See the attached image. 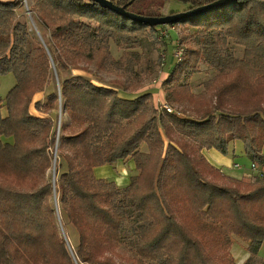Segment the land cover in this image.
I'll return each mask as SVG.
<instances>
[{"label": "trees", "instance_id": "1", "mask_svg": "<svg viewBox=\"0 0 264 264\" xmlns=\"http://www.w3.org/2000/svg\"><path fill=\"white\" fill-rule=\"evenodd\" d=\"M106 1L137 17L161 18L219 0ZM29 2L35 25L49 33L41 32L43 43L17 20L14 0H0V78L15 81L0 101V264H235L233 237L247 245L244 264H258L264 179L226 177L202 151L227 155L240 142L251 164L264 169V0H238L168 25L182 28L180 37H164L167 26L148 27L92 0ZM172 2L183 8L169 11ZM149 38L165 53L176 45L184 53L162 84L164 104L175 113L159 109L138 81L155 67L140 51ZM229 40L244 49L242 58L225 52ZM111 42L123 51L118 59ZM201 64L217 75L196 96L188 81ZM52 66L58 91L45 94ZM70 70L102 84L58 77ZM40 93L45 102L33 103ZM61 103L66 121L57 156L65 170L56 168L54 191L45 176L56 136L51 114ZM126 161L136 171L126 187L95 178V168ZM53 195L61 222L77 236L70 252Z\"/></svg>", "mask_w": 264, "mask_h": 264}, {"label": "rangeland", "instance_id": "2", "mask_svg": "<svg viewBox=\"0 0 264 264\" xmlns=\"http://www.w3.org/2000/svg\"><path fill=\"white\" fill-rule=\"evenodd\" d=\"M14 2L17 5V8L15 10V14L17 16V20L20 21L21 23H26L27 28H28V32L31 36V38H35V40L41 42L40 40L41 38V32L44 33L46 35V37L48 38L49 33L48 32H43L40 31L42 30L41 28H37V26L35 25L31 13H29V15L27 14V10L29 9L30 6V2L29 0H14ZM183 8L182 5L177 4V3H169L167 6V9L169 11H174V10H181ZM177 29V27H176ZM176 31V36L180 37L181 33H182V28L175 30ZM174 31V33H175ZM42 43H43V39H42ZM158 43H155L153 41L152 38L149 39H145L143 42V48L140 51H143L145 53V55H147V57L149 59H151V61H153L155 63V67L153 70V74H151L150 77H142L139 78V82L142 85V90L145 91L147 90L150 86L154 85V83L156 84H160L161 80L164 78V75L168 74V76L166 77V79L163 81V83L169 78V73L172 70H168L166 68V65L168 63L172 64V67H174V65H176L177 63H175V57L173 51L175 49L174 46H170L167 48V52L165 54V52L163 51V46L161 45H157ZM184 49V48H183ZM224 50L226 53L233 55L235 58H242L243 56V51L244 49L238 45H236L233 41L229 40L227 45L224 47ZM139 51V52H140ZM122 50L119 49L118 47H116V45L114 43H110V54L114 59H118L121 57L122 55ZM184 54V53H183ZM164 55L166 56V60H165V65L163 66V68H161L160 65V57ZM217 75V73L212 70L211 68H209L208 66H206L205 64H201L199 66V72L195 75H193L190 80L188 81V85L190 86L191 92L198 96L201 94L205 93V85L206 83L210 82L213 78H215ZM74 76H83L89 80H92V82L95 85H101L102 83L100 81H98L95 77L91 76V74L82 72V71H77V70H70L67 72H62L59 73V78L61 80L63 79H67L70 77H74ZM104 79L108 81V79H115V76H111L108 77L106 75H103ZM120 81H124L127 84H133L135 82L134 79H131L129 77L125 78V77H119ZM14 78L12 75H7L4 76L2 78H0V101L4 100L6 94L8 93V91L12 88V86L14 85ZM162 85V84H161ZM113 87H115L116 89H121L119 86H115L113 85ZM165 88L161 86V97L162 100H160L161 103H164V95H165ZM152 90V89H151ZM58 91V78H57V73L54 70V67L52 66V75L51 78L49 80V83L46 87V91L45 94H48L49 92H57ZM45 94L44 93H40L39 95L42 96V102H45ZM41 96H39V98H41ZM157 107H159L160 103L158 102ZM1 107H3V104H1ZM60 107V106H59ZM169 107V106H168ZM33 108V106H32ZM172 110V113H175V110L171 107H169ZM62 109V110H61ZM32 114L35 116H40L38 112L35 111V109H31ZM59 112H61L60 118H59ZM51 117L53 120H55V145L53 147V149L50 150V157H51V168L47 171L46 173V181L50 184H53V190L55 191V184L57 181V176H56V168L59 166L58 171H60V173L64 172L65 170V163L62 160H59V157L57 156V149L59 147V131H61V126L62 124H64L66 121V117L64 114V109L61 103V107L58 108L57 111L53 112L51 114ZM179 117H182V115L179 114ZM60 119V120H59ZM60 129V130H59ZM9 143H11V141H8ZM145 147L142 146L141 147V151H145ZM217 152V151H216ZM218 153V152H217ZM219 156H221L222 159H224L229 166H226V168L228 170H223V175L226 177H230V178H235V179H240L242 178L243 174L245 173H251L250 171V165H251V161L245 156L244 151H243V146L240 142H234V145H230L229 146V150H228V154L227 155H222L220 153H218ZM226 158V159H225ZM237 165L242 167V170L239 169H233V165ZM258 167V166H257ZM97 174L95 176V178L97 179H104L107 180L109 182H113L116 186L124 188L129 184V180L132 176L135 175V168L132 162H124L122 163H117L116 165L113 166H103V167H99L97 168ZM261 169L258 167V171H261ZM262 172V171H261ZM253 173V172H252ZM251 173V174H252ZM248 178H254V173L251 177ZM55 193V192H54ZM51 206L54 210V217L56 219L57 222V227L59 229V233L60 236H62L64 238V241L66 243L67 246V250L70 252L72 251V248L76 245L77 243V236L74 232V230L72 229V227L68 224L63 225V223L61 222V218L59 216V212L58 210L56 211L55 207L57 209H59V204H55L54 201V195L51 199ZM125 236L128 237V239H131V233L129 231V229L127 228V231L125 232ZM232 240L235 241H239L241 242L239 239L233 237ZM120 253H124L126 251L125 246H123L120 250ZM232 252L235 256L236 259H240L241 257H244L246 255L245 249L243 248L242 245L238 244L237 242L232 246ZM258 257L259 259L264 260V244L262 245V247L260 248L259 252H258ZM118 261V260H117ZM258 264L262 263L263 261H259L257 260ZM74 264V262H73Z\"/></svg>", "mask_w": 264, "mask_h": 264}, {"label": "water", "instance_id": "3", "mask_svg": "<svg viewBox=\"0 0 264 264\" xmlns=\"http://www.w3.org/2000/svg\"><path fill=\"white\" fill-rule=\"evenodd\" d=\"M92 1L98 3L99 5H101L105 9H109L110 11L116 13L117 15H119L121 17L127 18L131 21H134V22H137V23H140L143 25H146L148 27H156V26H168V25L175 24L179 20H181L182 18H185V17H191V16H195V15H203L206 13H210L215 9H219L226 4L233 3V2H236L238 0H219V1H216L212 4H209V5L204 6V7H200L198 9H195V10L187 12V13H181V14H177V15H169V16L161 17V18L137 17V16H134L132 14L126 13L123 8L117 7V6L111 4L110 2H108L106 0H92ZM27 14L29 15L28 11H27ZM40 41L42 43V39ZM60 115H61V112H59V118H60ZM54 200L56 203L55 198H54Z\"/></svg>", "mask_w": 264, "mask_h": 264}, {"label": "crops", "instance_id": "4", "mask_svg": "<svg viewBox=\"0 0 264 264\" xmlns=\"http://www.w3.org/2000/svg\"><path fill=\"white\" fill-rule=\"evenodd\" d=\"M171 33H174V32H171ZM166 68L168 69V70H172L173 69V67H172V64L171 63H168L167 65H166ZM170 73H171V71H170ZM170 73H169V75H170ZM168 76V74H166V75H164V78L161 80V82H160V84H156V83H154V85H152V86H150L148 89H152V91H153V97H154V99H155V103L157 104L158 102L159 103H161L160 102V100H162V97H161V84H163V81L166 79V77ZM39 96H41V95H39V94H37V95H35V97H34V99H33V103H35V102H42L41 100L43 99L42 98V96H41V98H39ZM31 109H33L32 107H31ZM30 109V110H31ZM31 113H32V111H31ZM5 116V115H4ZM3 116V117H4ZM231 145H234V143H231ZM202 155L204 156V158L206 159V161L211 165V166H213V167H215L216 169H218L222 174L224 173L223 172V170H228L227 168H226V166H229V164L224 160V159H222L221 158V156H219L218 155V153L215 151V150H203L202 151ZM226 159V158H225ZM129 162H132V161H129ZM128 162V163H129ZM237 165L235 164V165H233V169L235 168V169H239V170H242V167H240V166H237ZM97 168H95L94 170H93V173H94V176H96V174H97ZM251 171V170H250ZM261 171L262 172H264V169H261ZM252 173V172H251ZM251 173H245V174H243V176H242V178H248V177H251L252 175H253V173L251 174ZM230 178V177H229ZM242 178H240V179H242ZM232 179H235V178H232ZM240 179H236V180H240ZM232 241V245H231V248H230V251H229V253H230V256H231V258L233 259V261H234V263L235 264H244V262L248 259V257H249V255H248V253H247V251H246V249H247V245L243 242V241H241V242H239V241H235V240H231ZM238 243V244H240V245H242L243 246V248L245 249V252H246V255L244 256V257H241L240 259H236L235 258V256H234V254H233V252H232V246L235 244V243ZM257 259L259 260V261H264V260H262V259H259V257L257 256Z\"/></svg>", "mask_w": 264, "mask_h": 264}, {"label": "built area", "instance_id": "5", "mask_svg": "<svg viewBox=\"0 0 264 264\" xmlns=\"http://www.w3.org/2000/svg\"><path fill=\"white\" fill-rule=\"evenodd\" d=\"M175 30H176V28H174L172 26H167L166 30H163L161 35L165 37L167 35V32H174ZM173 53H175L174 54L175 62L179 63L182 59V53H183L181 46L176 45ZM162 57H163V61L165 62L166 56L162 55ZM158 108L161 110H165L167 113H172V110L164 103H160ZM250 170H251V172L254 173V176H257L260 179H264V172L258 171V167L255 164L250 165Z\"/></svg>", "mask_w": 264, "mask_h": 264}]
</instances>
